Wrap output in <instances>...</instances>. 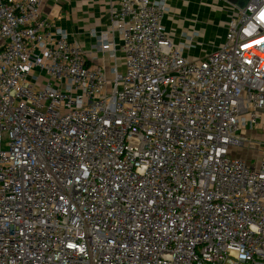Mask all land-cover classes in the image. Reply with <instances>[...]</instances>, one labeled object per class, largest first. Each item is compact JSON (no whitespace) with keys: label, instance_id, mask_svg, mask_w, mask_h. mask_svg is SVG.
I'll list each match as a JSON object with an SVG mask.
<instances>
[{"label":"built area","instance_id":"1","mask_svg":"<svg viewBox=\"0 0 264 264\" xmlns=\"http://www.w3.org/2000/svg\"><path fill=\"white\" fill-rule=\"evenodd\" d=\"M41 2L0 0V264H264V0L200 60L119 0L110 75Z\"/></svg>","mask_w":264,"mask_h":264},{"label":"crops","instance_id":"2","mask_svg":"<svg viewBox=\"0 0 264 264\" xmlns=\"http://www.w3.org/2000/svg\"><path fill=\"white\" fill-rule=\"evenodd\" d=\"M247 2L248 0H167L168 11L162 23L175 44H187L191 40L194 47L185 50V55L190 59L200 60L223 44L227 24L233 17L235 8L244 6ZM40 7L45 16L67 32L70 42H77L82 46L90 64L105 66L109 75L115 64L120 71L124 70L123 54L120 51L114 60L100 48L101 37L104 35L115 41V46L121 44L119 35L111 31L112 12L118 9L119 0H42ZM218 11L222 13L219 17ZM249 137L254 142L264 140V115L260 128L250 132ZM257 142L247 143L242 150H255L260 159L264 153V143L262 145L259 143L261 141ZM234 153L245 158L240 150ZM247 160L252 165L259 162Z\"/></svg>","mask_w":264,"mask_h":264},{"label":"rangeland","instance_id":"3","mask_svg":"<svg viewBox=\"0 0 264 264\" xmlns=\"http://www.w3.org/2000/svg\"><path fill=\"white\" fill-rule=\"evenodd\" d=\"M221 11H218L217 12V17H219V16H221ZM262 136V135H261ZM258 142L259 141H261V142H259L260 144H263L264 143V140H257ZM256 141V142H257ZM257 142V143H258ZM254 149V148H253ZM239 150H240V154H243V156L247 159H253V160H255V162H253V163H256V162H258V160H259V154L258 153H256L255 152V150H253V152H248V151H246V150H242V148H234V152H236V153H238L239 152ZM225 264H231L230 262H226Z\"/></svg>","mask_w":264,"mask_h":264}]
</instances>
